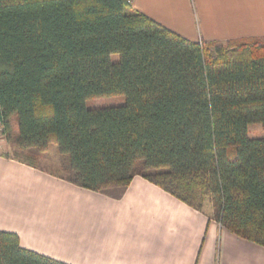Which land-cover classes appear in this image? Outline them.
<instances>
[{
  "label": "trees",
  "instance_id": "obj_1",
  "mask_svg": "<svg viewBox=\"0 0 264 264\" xmlns=\"http://www.w3.org/2000/svg\"><path fill=\"white\" fill-rule=\"evenodd\" d=\"M117 95L126 103L87 107ZM252 124L264 129V37L192 41L129 0H0L3 133L22 149L56 144L60 177L81 188L120 197L141 175L264 246ZM0 264L69 263L0 231Z\"/></svg>",
  "mask_w": 264,
  "mask_h": 264
},
{
  "label": "crops",
  "instance_id": "obj_2",
  "mask_svg": "<svg viewBox=\"0 0 264 264\" xmlns=\"http://www.w3.org/2000/svg\"><path fill=\"white\" fill-rule=\"evenodd\" d=\"M132 6L192 41L264 37V0H132ZM60 175L0 155V231L69 264H264V246L141 175L120 197Z\"/></svg>",
  "mask_w": 264,
  "mask_h": 264
},
{
  "label": "rangeland",
  "instance_id": "obj_3",
  "mask_svg": "<svg viewBox=\"0 0 264 264\" xmlns=\"http://www.w3.org/2000/svg\"><path fill=\"white\" fill-rule=\"evenodd\" d=\"M114 61L119 60V55L112 56ZM126 103V97L124 95L117 96H105L99 98L89 99L87 101V107L91 109L103 108L110 106H119ZM12 137L17 135V128L15 119H12ZM250 137H263L264 129L260 124H252L249 126ZM0 155L14 157L22 161H31L38 164L41 167L51 170L56 173L64 174L68 165V156L59 152L56 144L51 143L44 151H40L35 148L22 149L17 146L12 140H8L3 133V127L0 125ZM206 209L211 211V205L207 204Z\"/></svg>",
  "mask_w": 264,
  "mask_h": 264
},
{
  "label": "built area",
  "instance_id": "obj_4",
  "mask_svg": "<svg viewBox=\"0 0 264 264\" xmlns=\"http://www.w3.org/2000/svg\"><path fill=\"white\" fill-rule=\"evenodd\" d=\"M130 2H132V0H129Z\"/></svg>",
  "mask_w": 264,
  "mask_h": 264
}]
</instances>
